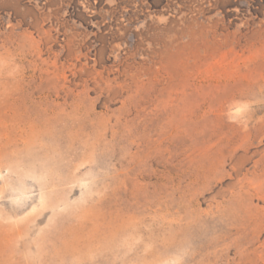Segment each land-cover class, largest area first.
Wrapping results in <instances>:
<instances>
[{
  "label": "rangeland",
  "instance_id": "rangeland-1",
  "mask_svg": "<svg viewBox=\"0 0 264 264\" xmlns=\"http://www.w3.org/2000/svg\"><path fill=\"white\" fill-rule=\"evenodd\" d=\"M0 264H264V0H0Z\"/></svg>",
  "mask_w": 264,
  "mask_h": 264
}]
</instances>
